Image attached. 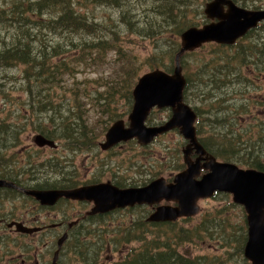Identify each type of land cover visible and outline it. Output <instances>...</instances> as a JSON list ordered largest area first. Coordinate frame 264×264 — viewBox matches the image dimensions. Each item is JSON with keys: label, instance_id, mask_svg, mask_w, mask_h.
Segmentation results:
<instances>
[{"label": "rangeland", "instance_id": "obj_1", "mask_svg": "<svg viewBox=\"0 0 264 264\" xmlns=\"http://www.w3.org/2000/svg\"><path fill=\"white\" fill-rule=\"evenodd\" d=\"M18 1L0 0V11L5 10L0 15V50L21 39L29 44V52L57 55L47 59L40 74L39 63L10 65L1 61L0 128L18 127L21 138L29 132L34 136V129L56 131L57 148L49 151L48 164H40L42 154L26 146L3 153L6 157L0 158V164L14 160L8 159L12 152L18 158H27L30 153L38 165L34 182L42 175L41 183L48 182L51 187L108 180L121 187L140 186L160 176L173 181L186 168L182 149L187 141L178 129L147 146L132 140L110 153L100 151L98 141L104 139L114 120H128L134 102L132 90L139 76L157 66L174 68L172 58L180 47V34L189 24L199 23L203 2L182 0L179 5L181 0H80L74 3V10L94 28L88 31L82 25L70 31L63 23H51L60 20L67 5L57 0L55 5L33 6L26 15L30 20L26 22L31 23L23 36L16 20L21 15L15 7ZM20 1L27 5L42 0ZM237 1L247 8L264 9V0ZM193 8L194 14L189 13ZM251 33L241 43L243 57L238 62L236 50L212 42L183 60V73L189 80L186 101L201 117V141L218 160L240 168H256L250 164L257 162L264 165V21ZM101 39L106 44H100ZM90 43L96 46L89 49L86 44ZM253 46L254 58L259 59L254 66L242 62L243 58L253 59L249 53ZM119 50L129 58L122 69L120 60L113 57ZM95 52L106 55L91 57ZM171 114L169 107L156 108L147 124L160 125ZM28 161H24V167L30 166ZM12 201L2 200L1 210H10ZM199 204L202 211L196 217L168 226L145 222L153 211L149 205L120 207L87 217L75 225L71 239L63 245L60 264H120L129 247L142 242L143 236L149 239L159 235L162 247L166 236L175 234L179 235L177 251L197 261L207 256L212 258L210 264H250L244 257V234L248 231L244 206L234 202L227 192H218ZM92 205L90 201L60 204L51 213L70 222L82 217ZM22 207L21 203L16 210ZM72 208L81 209V215L67 219L62 212ZM63 231L53 229L52 238L44 240L34 235L17 236L13 241L6 235L5 243L10 246L1 247V254L14 255L17 263L23 264V258L33 259L44 242H52L53 256ZM10 248L13 253L8 251ZM28 264L36 263L32 260Z\"/></svg>", "mask_w": 264, "mask_h": 264}, {"label": "water", "instance_id": "obj_2", "mask_svg": "<svg viewBox=\"0 0 264 264\" xmlns=\"http://www.w3.org/2000/svg\"><path fill=\"white\" fill-rule=\"evenodd\" d=\"M225 4L228 5L227 11L224 10ZM205 13L213 21L202 27L192 26L181 34V46L175 57L173 71L154 68L139 76L133 89L134 104L128 115V125L125 119L116 120L100 142L103 150L132 139H137L141 145H148L163 133L178 128L188 140L182 149L186 168L177 173L171 183L167 184L164 177H159L146 185L126 188L106 181L70 189L24 191L48 206L55 205L62 197L90 201L93 207L89 214L106 213L137 204H160L148 218L153 222L176 221L197 215L201 212V199L212 197L217 192H227L233 195V201L245 207L247 214L245 257L251 264H264V172L219 161L202 145L195 125L197 114L185 101L184 92L188 82L181 64V58L186 52L196 50L205 43H235L249 28L256 27L264 20V9L248 10L236 6L231 0H214L207 4ZM164 107L171 108V117L161 125H147L151 111ZM34 140L40 146L55 145L53 140L41 134L36 135ZM194 153L197 154L195 159L192 158ZM202 170L207 172L197 179ZM1 186L17 187L6 180H0ZM164 201L176 205L161 204ZM13 225L20 232L33 230L23 223L10 224ZM67 237L68 233H65L58 239V249L52 264H58L60 248Z\"/></svg>", "mask_w": 264, "mask_h": 264}, {"label": "flooded vegetation", "instance_id": "obj_3", "mask_svg": "<svg viewBox=\"0 0 264 264\" xmlns=\"http://www.w3.org/2000/svg\"><path fill=\"white\" fill-rule=\"evenodd\" d=\"M201 1L203 2V4L205 5V8H206L207 4L213 2L214 0H201ZM231 1L238 7L245 8L248 10H254L252 8H247V7L242 6L241 4H239V2L237 0H231ZM178 3L180 5L182 3V0L179 1ZM205 8L203 10V13H201L202 18L200 19V21H198L199 23L196 25L195 24H189L187 26V28H190L192 26L202 27L203 25L213 21V19L210 18L205 13ZM227 9H228V5L225 4L224 10L227 11ZM194 12H195L194 8L192 10H189V13L194 14ZM177 13L180 14V9L177 11ZM259 26H262V21L256 27L249 28L243 36H241L239 39L236 40L235 43L225 46V48H227V49L236 50L235 55H236L237 62L240 60L241 57H243L242 54L240 53V50L242 48L241 43H243L244 37L248 36L249 33L251 35L252 30L258 28ZM212 43H214V42H212ZM207 44L208 43H205L201 47L204 48ZM255 49H256L255 46H253V47H251V51H249V53L253 56V59L243 58L242 62L250 63L252 66L258 64L259 59L254 58V53H255L254 50ZM119 119H121V118H119ZM114 121H116V120H114ZM198 123H199V120L197 118V121L195 123L196 129H198ZM230 124H233V121H231ZM126 125H128V121H126ZM175 129H178V128H175ZM20 130L21 129L18 127L0 128V158L6 157L3 153L10 151L11 149L17 148L19 146H26L27 148L35 149L42 154L41 156L44 157V160L40 164L50 163L51 160L48 157L49 151L51 149L57 148V144L55 143L54 146H50L47 144L44 146H40L35 142L34 138L38 134H41L45 138L53 140L54 142H55V138L48 137L45 134H43V132L36 130V129H34L35 130L34 136L30 135L32 133L29 132L26 136L21 138L18 135ZM172 130H174V129H172ZM172 130H170V131H172ZM170 131H168V132H170ZM179 132H180V130H179ZM165 134L166 133L156 137L153 142L157 141L158 138L163 137ZM198 137H199L200 142L203 145V142L201 141L199 134H198ZM5 138L7 139V142H4ZM103 140H101V141H103ZM101 141H99V145H98L100 151H102L104 153H110L114 149H116L117 147L122 145L123 143H127V142H130L132 140L122 141V142L114 145L113 147H111L107 150L101 149V147H100ZM145 146H147V145H145ZM15 154H16L15 152H12L8 156V157H12V158H8V159H11V160L14 159V160H12L6 164H0V180H6L8 182H12L15 186H17V187H11V186H1L0 187V205L2 204V200L6 199V198L13 199L12 205L10 206L11 207L10 210H6V211L1 210V207H0V249H1L0 264H18L17 258L14 255L1 254L2 252H4V250H2L1 247L10 246L9 243H5L6 235L12 236L13 241L16 240L17 236L33 237L34 235H39V237H40L39 240H44L47 237L52 238V234H53L52 230L53 229L64 228L63 233L67 232L68 236H69L68 239L66 240V242L69 241L71 239L72 233L74 232L75 225H77V221L79 219V216L76 218L77 220L75 223L74 222H68L62 215L59 217L57 214L52 215L51 211L53 208H55L56 206H58L60 204L79 205L80 203H82L81 201L62 198L58 201L56 206L55 205H54V207L53 206H46V205L41 204L35 197L26 194L24 190L46 189L45 187H47L46 186L47 184L41 183L42 175H40V180L38 182H34L35 175H36V173L34 171L36 170L38 165L35 164L36 160L35 159L33 160L31 158L32 155L30 153L26 154L27 158L13 157ZM196 157H197V154L194 153L192 155V158L195 159ZM27 159L30 160L27 162V164H30V166L24 167V161ZM202 162H204V161H202ZM202 171H204V170H202ZM77 186H80V185H77ZM77 186L56 187V188L57 189H70L72 187L74 188ZM118 187L124 188L121 186H118ZM21 203L23 204V207L19 210H16V207H18V205ZM151 207H153V206H151ZM42 211L44 213H42ZM81 212H82V210L79 208H76V209L72 208L69 210H64L62 212V214L65 215L67 219L70 217L73 219L74 216L81 215ZM54 216L58 217V220L54 223L50 222V220ZM187 218H190V217L179 218V220L180 219H187ZM177 221H174V222H156V224L157 225L162 224V223L175 224ZM13 222L23 223L24 225L28 226L29 228H31L33 230L31 232L17 231L16 225L10 226V224ZM149 223H151V222H149ZM8 251L13 253L11 248ZM61 252H62V250L60 251V256H61ZM22 254H24V253H22ZM60 259H61V257H59L58 264H60ZM32 260H34L36 264H52L53 263L52 242L51 243L44 242L43 248L39 249L38 252L33 254V259L29 258V260L26 261V259L23 258L22 263L28 264ZM49 261H50V263H48Z\"/></svg>", "mask_w": 264, "mask_h": 264}, {"label": "trees", "instance_id": "obj_4", "mask_svg": "<svg viewBox=\"0 0 264 264\" xmlns=\"http://www.w3.org/2000/svg\"><path fill=\"white\" fill-rule=\"evenodd\" d=\"M62 1L66 2L67 5H64V7H63V13L61 14L60 20L59 21L52 20L51 21L52 25L57 24V23H60V24L63 23L68 28V30H70V31H77L81 28L82 25H84L86 30H88V31L93 30V28H94L93 24H88V22L83 21L80 18V16L74 10V3L78 4V3H80V0H62ZM57 3H59V2H57V0H42L39 2H35V3H29L27 5L20 0L17 3H15V7L19 9V12H21V15L16 18V20L18 21V23L20 25V30L22 32L21 35L26 36V34H27V30L29 28L28 25L31 22H26V21H30L26 15L28 12L33 10L34 5L38 6L39 8H42V7L48 6L49 4L55 5ZM4 12H5V10L0 11V15H3ZM4 19H8V17H4ZM12 19H15V18H12ZM103 40L104 39L100 40V44H102V45L106 44L103 42ZM21 41L22 40L20 39L15 44H13L9 47H5V49H3V50H0V63H1V61L4 62L5 64H10V65H13L16 63H23V64L26 63L28 65H29V63L30 64L39 63V65H40L39 66V74H40L43 72V70L45 69V67L48 63L47 59H49V58L51 59L53 56L57 55V54H51L50 56H48L47 53H43V54L40 53L39 54L37 52H35V53L29 52V44L25 43V42H21ZM215 44H217V43H215ZM217 45H222L224 47L227 46L225 44H217ZM95 46H96L95 43L86 44V47H88L89 49H92ZM178 50H177V52H178ZM177 52H176V54H177ZM191 52H193V51H191ZM242 52L244 53L245 51L243 50ZM189 53L190 52H186L183 55V57L181 58L182 66H183L184 56L189 54ZM94 54H98L101 58H103L106 55V53L104 54V53L95 52V53H93V55L91 57H94ZM176 54L172 58V60L174 62H175ZM38 57H40L41 59L38 60L37 59ZM113 57L115 59L120 60L121 69H122V67H124V65L127 63L128 59H129L127 56V53L124 50H119L118 52H116L113 55ZM155 68H164L168 72H172V70H173V68H168L166 66H164V67L157 66ZM152 69H154V68H152ZM186 78H187L188 83H187V86H186V89L184 92L185 101H186V90H187V87L189 85L188 77L186 76ZM132 97H133V95H132ZM154 111H155V109L151 112V114ZM195 112L197 114V117H198V120L200 123L201 117L197 113L196 110H195ZM199 123H198V127H199ZM38 130L43 132V134H45L46 136L51 137V138H54L55 135L57 134L56 131H51L48 129L47 130L38 129ZM64 130L67 131L68 127L64 126ZM197 132H198V129H197ZM198 134H199V132H198ZM4 142H7L6 138H5ZM98 145H99V141H98ZM203 145L209 151L207 145L205 143H203ZM250 165L255 166L256 168H254V169L264 171L263 163L257 162L255 164H250ZM249 168H251V167H249ZM46 184H47L46 185L47 187H45L46 189L47 188H56V187H51V185H48L49 184L48 182H46ZM77 185H79V184H70V187L71 186H77ZM90 218H94V217L92 216ZM147 224L157 225L156 223H149V222H147ZM168 225H170V223H162V224H158L157 226H168ZM178 238H179L178 234H175V236H166L165 242H162V247H161V245L159 244V239H160L159 235L152 236L149 239H147L143 236L142 238H140V241H142V242H139L138 245L135 244V245L129 247V250L127 252L125 259L123 261H121L120 264H210V262L212 261V258H209L207 256H201V257H199L200 261H197L195 258L193 259L190 256H187L181 252H178L177 251V242H176L178 240ZM244 241L245 242L247 241V234L246 233L244 234Z\"/></svg>", "mask_w": 264, "mask_h": 264}, {"label": "bare ground", "instance_id": "obj_5", "mask_svg": "<svg viewBox=\"0 0 264 264\" xmlns=\"http://www.w3.org/2000/svg\"><path fill=\"white\" fill-rule=\"evenodd\" d=\"M131 7V6H130ZM148 7V6H147ZM99 9V8H98ZM87 14V13H86ZM132 14V13H131ZM95 16V15H94ZM88 20H90V19H88ZM34 29H35V27H34ZM40 34V33H39ZM28 40V39H27ZM34 48H36V47H34ZM12 170V169H11ZM8 172V171H7ZM179 239V238H178ZM174 241V240H173ZM175 243V242H174ZM171 245V244H170Z\"/></svg>", "mask_w": 264, "mask_h": 264}]
</instances>
